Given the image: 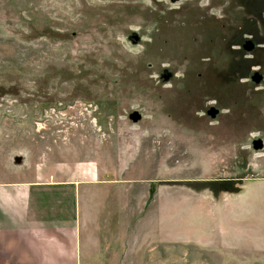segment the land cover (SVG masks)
<instances>
[{"label": "rangeland", "instance_id": "1", "mask_svg": "<svg viewBox=\"0 0 264 264\" xmlns=\"http://www.w3.org/2000/svg\"><path fill=\"white\" fill-rule=\"evenodd\" d=\"M0 131L7 163L65 154L146 194L103 264H264V205L225 209L264 177V0H0ZM175 199L212 212L203 246L170 242Z\"/></svg>", "mask_w": 264, "mask_h": 264}, {"label": "crops", "instance_id": "2", "mask_svg": "<svg viewBox=\"0 0 264 264\" xmlns=\"http://www.w3.org/2000/svg\"><path fill=\"white\" fill-rule=\"evenodd\" d=\"M0 148V264L110 263L117 260L119 240H129L132 248L135 226L139 232L145 230L139 225L150 212L143 198L146 194L135 202L134 194L125 189L131 182L108 177L91 164L69 163L65 154L56 160L49 155L21 159L15 154L7 163L1 139ZM243 186L225 206L234 213L232 221L264 205V177L251 178ZM154 202L151 219L156 218L158 236L165 202ZM174 203L175 230L170 242L203 246L210 237L201 238L194 229L199 220L213 222L212 212H201L198 204H188L186 199ZM185 225L190 230H183ZM212 225L204 232L212 234ZM146 239L158 242L155 235Z\"/></svg>", "mask_w": 264, "mask_h": 264}, {"label": "clouds", "instance_id": "3", "mask_svg": "<svg viewBox=\"0 0 264 264\" xmlns=\"http://www.w3.org/2000/svg\"><path fill=\"white\" fill-rule=\"evenodd\" d=\"M136 51H137V52H139V51H143V46L138 47V48L136 49ZM165 67H167V65H165ZM177 75H180V74L177 73ZM209 103H210V104H214L215 101H209Z\"/></svg>", "mask_w": 264, "mask_h": 264}, {"label": "water", "instance_id": "4", "mask_svg": "<svg viewBox=\"0 0 264 264\" xmlns=\"http://www.w3.org/2000/svg\"><path fill=\"white\" fill-rule=\"evenodd\" d=\"M257 146V145H256Z\"/></svg>", "mask_w": 264, "mask_h": 264}]
</instances>
